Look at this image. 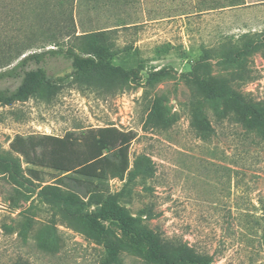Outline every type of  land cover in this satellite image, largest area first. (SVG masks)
Returning <instances> with one entry per match:
<instances>
[{
  "label": "rangeland",
  "instance_id": "rangeland-1",
  "mask_svg": "<svg viewBox=\"0 0 264 264\" xmlns=\"http://www.w3.org/2000/svg\"><path fill=\"white\" fill-rule=\"evenodd\" d=\"M204 1L0 0L1 50H40L50 32L78 48L74 34L58 33L72 25L119 48L89 84L67 77L69 59L48 57L42 89L0 106V264H98L104 248L87 214L109 200L136 230L152 232L167 258L117 220H101L121 243L114 264H176L185 244L212 255L210 264H264V125L245 126L248 108L236 96L264 101V0L209 10ZM103 126L136 135L124 179L44 165L35 179L12 148L16 139L42 146L44 135ZM47 185L63 200L41 194Z\"/></svg>",
  "mask_w": 264,
  "mask_h": 264
},
{
  "label": "trees",
  "instance_id": "trees-1",
  "mask_svg": "<svg viewBox=\"0 0 264 264\" xmlns=\"http://www.w3.org/2000/svg\"><path fill=\"white\" fill-rule=\"evenodd\" d=\"M204 2L209 4L208 10L241 4V0H229L228 5L220 2V0H206ZM71 23L73 22L71 21ZM56 33L50 32L47 35H42L40 40L45 42L39 46L40 50L25 54L22 48L20 50L8 49L7 51L0 49V53L3 55L0 56V81L20 78V83L15 88H0V106L26 101L42 89L49 80V74L44 65L48 57L62 56L69 59L72 63V71L67 77H72V80L79 84H89L93 72L101 65L109 64L118 54L119 48L115 47L114 43L98 38H93L91 41L92 32L77 35L74 25L65 31L60 26L58 33L65 36L74 34L75 39L79 41L78 48L71 45L62 46ZM50 45H54V47H49ZM110 68L113 72L124 77H130L134 72L112 65ZM236 96L241 97L248 108L249 117L243 118L242 122L246 123L245 126L248 129L257 133L262 123L264 125V101H254L242 91L236 92ZM135 136L132 130L103 126L89 129L84 134L69 132L62 137L44 135L41 138L47 142L43 139L40 141L42 143L45 141L47 144L43 143L42 146L31 139L27 143L22 142L17 146L18 139H16L12 148L33 165L30 174L35 179L40 178V171L37 166L43 165L58 168L64 173L73 172L85 177L98 179L118 177L124 179L130 166V144ZM262 139L264 140V138ZM80 148L83 150L80 151ZM52 188H54L53 185L44 186L41 194L55 201H62V195L52 191ZM87 218L99 243L104 248L103 257L98 264H114L121 253L120 241L109 234L101 221L108 219L117 220L126 234L141 235L146 238L151 246V254L156 258L167 260L159 249V239L150 231L136 230L133 225V217L115 201H107L96 213L87 214ZM181 250L182 256L175 261L176 264L180 261L190 264H210L213 259L212 255L197 252L187 244Z\"/></svg>",
  "mask_w": 264,
  "mask_h": 264
}]
</instances>
